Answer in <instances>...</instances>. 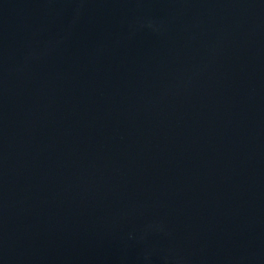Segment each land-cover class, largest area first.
Wrapping results in <instances>:
<instances>
[{"label":"water","instance_id":"obj_1","mask_svg":"<svg viewBox=\"0 0 264 264\" xmlns=\"http://www.w3.org/2000/svg\"><path fill=\"white\" fill-rule=\"evenodd\" d=\"M0 264H264V0H0Z\"/></svg>","mask_w":264,"mask_h":264}]
</instances>
